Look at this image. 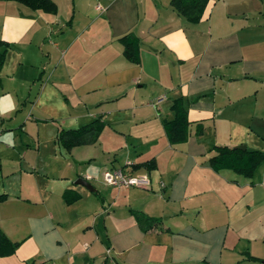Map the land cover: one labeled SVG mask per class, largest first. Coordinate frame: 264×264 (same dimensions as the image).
<instances>
[{
	"label": "crops",
	"instance_id": "1",
	"mask_svg": "<svg viewBox=\"0 0 264 264\" xmlns=\"http://www.w3.org/2000/svg\"><path fill=\"white\" fill-rule=\"evenodd\" d=\"M170 1L0 0V230L18 244L0 264H264V163L246 178L209 162L215 146L264 152V0H208L196 23ZM176 99L188 136L171 144ZM95 120L93 143L57 144ZM127 162L148 187L104 183Z\"/></svg>",
	"mask_w": 264,
	"mask_h": 264
},
{
	"label": "trees",
	"instance_id": "2",
	"mask_svg": "<svg viewBox=\"0 0 264 264\" xmlns=\"http://www.w3.org/2000/svg\"><path fill=\"white\" fill-rule=\"evenodd\" d=\"M15 1L32 10H40L45 13L55 14L56 5L53 0H4ZM208 0H171V7L181 15L187 22H198L203 14ZM119 40L124 45V55L131 62H138V47L139 42L134 35H124ZM4 53L0 54V65L3 61ZM171 110L174 116L170 120L163 119V126L171 144H178L186 141L188 136L189 121L187 118V110L185 102L182 99H176L172 102ZM101 122L95 120L88 125L78 129H60L57 134V144L65 150H70L74 146L93 143L101 129ZM215 154L210 158L209 162L214 169L229 168L234 172L249 178L253 175L255 169L264 163V152L239 150L237 148H230L227 146H215ZM65 201L70 204L77 196L72 195L70 191L63 193ZM3 196H0L2 199ZM136 219L140 229L143 232L161 231V220L158 218H151L136 211H131ZM18 244L12 243L0 230V256L13 255ZM250 260H257L256 258L248 256Z\"/></svg>",
	"mask_w": 264,
	"mask_h": 264
},
{
	"label": "built area",
	"instance_id": "3",
	"mask_svg": "<svg viewBox=\"0 0 264 264\" xmlns=\"http://www.w3.org/2000/svg\"><path fill=\"white\" fill-rule=\"evenodd\" d=\"M101 9L100 6H97ZM162 98L155 101L159 103ZM103 181L106 185L115 188H130V187H148L150 180L147 175H133L131 171V163L127 162L123 167L106 168L102 174Z\"/></svg>",
	"mask_w": 264,
	"mask_h": 264
},
{
	"label": "water",
	"instance_id": "4",
	"mask_svg": "<svg viewBox=\"0 0 264 264\" xmlns=\"http://www.w3.org/2000/svg\"><path fill=\"white\" fill-rule=\"evenodd\" d=\"M236 148L239 150H242V151L245 150V146H243V145L237 146ZM76 184L81 185V186L87 188L88 190H92V187L87 183V181H85L83 179H77Z\"/></svg>",
	"mask_w": 264,
	"mask_h": 264
},
{
	"label": "rangeland",
	"instance_id": "5",
	"mask_svg": "<svg viewBox=\"0 0 264 264\" xmlns=\"http://www.w3.org/2000/svg\"><path fill=\"white\" fill-rule=\"evenodd\" d=\"M241 264H253L252 262H243ZM262 264V263H261Z\"/></svg>",
	"mask_w": 264,
	"mask_h": 264
}]
</instances>
